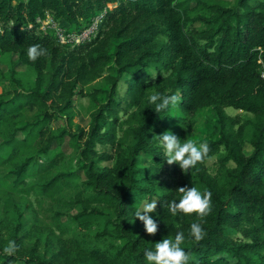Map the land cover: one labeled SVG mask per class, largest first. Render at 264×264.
Wrapping results in <instances>:
<instances>
[{
    "label": "trees",
    "instance_id": "1",
    "mask_svg": "<svg viewBox=\"0 0 264 264\" xmlns=\"http://www.w3.org/2000/svg\"><path fill=\"white\" fill-rule=\"evenodd\" d=\"M96 20L84 41L58 34L77 35ZM33 44L47 50L35 61L27 57ZM6 53L0 264H148L144 250L178 231L190 264H264V0H0ZM177 92L179 105L160 113L148 102ZM79 97L90 100L88 126L74 122ZM205 109L217 117L208 156L188 173L175 163L169 170L153 136L189 138ZM57 119L66 122L55 128ZM97 158L113 163L97 167ZM183 186L212 193L203 221L165 207ZM153 200L157 232L148 235L134 214ZM11 213L17 221L6 231ZM193 222L206 232L199 242L189 236ZM9 241L12 256L3 252Z\"/></svg>",
    "mask_w": 264,
    "mask_h": 264
},
{
    "label": "clouds",
    "instance_id": "2",
    "mask_svg": "<svg viewBox=\"0 0 264 264\" xmlns=\"http://www.w3.org/2000/svg\"><path fill=\"white\" fill-rule=\"evenodd\" d=\"M47 50L40 44H33L27 49V57L31 61L37 60L39 57L46 55ZM157 73L153 70L150 77L154 80ZM148 102L155 105L154 111L160 113L170 106L176 107L181 102L179 92L175 94L154 93L148 97ZM162 147L164 160L168 165L178 164L182 172L188 173L190 169L196 167L198 163H202L208 156L210 147L207 142H197L191 138L181 140L171 130H165L159 135H154ZM176 191L179 193V200L173 199L165 205L168 211L176 216L179 214L192 215L199 217L200 221L210 214L212 209V193L204 189L192 187H178ZM178 201V202H177ZM157 208V201L145 202L142 209L135 212V217L143 222L144 228L148 235H155L157 232V222L152 218V213ZM189 236L196 242L203 240L206 236L201 222H193L190 225ZM185 241V234L177 232L174 239L164 238L162 241L154 243V250L147 248L144 250V257L148 264H190L193 260L190 251H186L181 245ZM15 241H9L4 247L3 252L12 256L17 251Z\"/></svg>",
    "mask_w": 264,
    "mask_h": 264
},
{
    "label": "rangeland",
    "instance_id": "3",
    "mask_svg": "<svg viewBox=\"0 0 264 264\" xmlns=\"http://www.w3.org/2000/svg\"><path fill=\"white\" fill-rule=\"evenodd\" d=\"M111 6H113V5H111ZM11 58H12V55H10L8 53H6L4 55H0L1 68L4 71H9L10 67L12 66ZM5 82L6 81L3 80L2 83L0 84V92L2 91V85ZM125 85L121 88L123 95H124V93L126 91ZM124 104H125V101H123L122 107H123ZM89 105H90V100H89L88 97H79L76 100V107H77V111H79V112H77L78 115H76V117L74 118V122L80 123L83 126H88V123L90 121V119L88 117V115H89V113H88ZM226 111H227V113L229 115L239 116L242 119H252V115L250 113L243 112L242 110H238V109H234L232 107H228L226 109ZM212 114H213V111L211 109L199 110L197 119L193 122L192 126L190 127L191 134H190L189 138H191L193 140H197L199 138L198 141L207 142V138L210 137L209 129H210L211 123L214 120L217 121V117L215 118L216 115L214 116V119H213V115ZM171 115H172V117L174 119L177 118V117H182L183 116L182 113L176 112V111H172ZM65 122H66L65 119L64 120L63 119H57L53 123V127L56 128V127H58L60 125H64ZM76 129H77L76 126H74L73 130H76ZM174 129H176L175 125H174ZM74 132H76V131H74ZM19 136L22 137L23 134L20 133ZM63 149L66 152V154H70L72 152V148L69 146L68 140L64 144ZM99 149H102V151H109L110 150V146L109 145H104L102 147H99ZM112 163H113L112 161H103V160H100L98 158L95 159V164H96L97 167L110 166ZM143 163L147 165L150 162H149L148 159H143ZM171 166L172 165H168L169 170H170ZM207 166H208V169L211 172H214L217 169V157L216 156L210 157L207 160ZM30 172L34 173L35 172V167H33ZM163 177L168 178L169 174L167 173ZM10 217H11L12 222L8 223V225H6L4 227V230H6V231L11 229V227L14 225V221H17V217H16L15 213H11Z\"/></svg>",
    "mask_w": 264,
    "mask_h": 264
},
{
    "label": "built area",
    "instance_id": "4",
    "mask_svg": "<svg viewBox=\"0 0 264 264\" xmlns=\"http://www.w3.org/2000/svg\"><path fill=\"white\" fill-rule=\"evenodd\" d=\"M50 17H48V20H46V24L50 22ZM97 20L95 21L94 25L90 28V29H87V30H84L83 32L81 33H78L77 35L76 34H68V35H65L63 34L62 31H58V34L60 35L62 41H71V40H75L76 42H79V41H84L86 38L89 37V35L91 34L92 31H94L97 27H98V24H97ZM68 37V38H67ZM262 77H264V70L262 71Z\"/></svg>",
    "mask_w": 264,
    "mask_h": 264
}]
</instances>
